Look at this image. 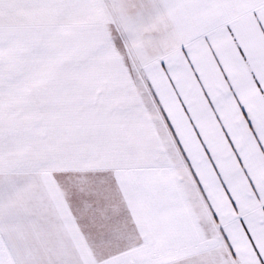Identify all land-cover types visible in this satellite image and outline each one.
<instances>
[{
    "label": "snow or ice",
    "instance_id": "obj_1",
    "mask_svg": "<svg viewBox=\"0 0 264 264\" xmlns=\"http://www.w3.org/2000/svg\"><path fill=\"white\" fill-rule=\"evenodd\" d=\"M0 264H264V0H0Z\"/></svg>",
    "mask_w": 264,
    "mask_h": 264
}]
</instances>
